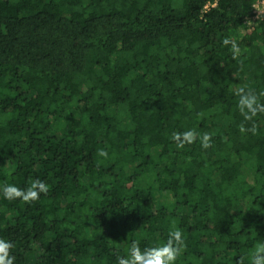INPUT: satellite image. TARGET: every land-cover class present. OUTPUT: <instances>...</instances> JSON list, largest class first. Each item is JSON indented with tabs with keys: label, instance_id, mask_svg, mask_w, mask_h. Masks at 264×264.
<instances>
[{
	"label": "trees",
	"instance_id": "16d2710c",
	"mask_svg": "<svg viewBox=\"0 0 264 264\" xmlns=\"http://www.w3.org/2000/svg\"><path fill=\"white\" fill-rule=\"evenodd\" d=\"M253 2L0 0V188L48 189L0 193L14 264H118L173 228L175 264H251L264 112L245 119L239 101L264 104Z\"/></svg>",
	"mask_w": 264,
	"mask_h": 264
},
{
	"label": "clouds",
	"instance_id": "9594fccd",
	"mask_svg": "<svg viewBox=\"0 0 264 264\" xmlns=\"http://www.w3.org/2000/svg\"><path fill=\"white\" fill-rule=\"evenodd\" d=\"M223 43L228 45L230 41L224 39ZM232 47L235 49L236 45L233 44ZM239 105L245 119H250L251 116H254L257 112H264V104L258 103L256 96L251 92L241 96ZM241 131H244V129L241 128ZM183 137L190 142L194 138V133L191 130L187 131L183 134ZM173 138L179 139V136L174 134ZM208 146V134H204L202 138V147L207 148ZM99 155L107 156V152L101 149ZM47 190L43 181L34 180L31 188L27 190L21 189L14 184H8L0 188V193L8 200L20 198L29 202L31 200H36L40 193L46 192ZM182 243L183 237L178 228H173V230L169 232L165 242L143 250H141L139 242L132 241L128 245L126 254L119 258L118 264H175L180 254ZM11 247L12 242L10 240L0 239V264H14L15 257L9 254ZM249 255L251 256V264H264V243L257 244Z\"/></svg>",
	"mask_w": 264,
	"mask_h": 264
},
{
	"label": "built area",
	"instance_id": "2783aa9c",
	"mask_svg": "<svg viewBox=\"0 0 264 264\" xmlns=\"http://www.w3.org/2000/svg\"><path fill=\"white\" fill-rule=\"evenodd\" d=\"M214 2L211 4H206L204 9H207L209 6H213ZM253 18L260 19L264 17V0H254L252 4Z\"/></svg>",
	"mask_w": 264,
	"mask_h": 264
}]
</instances>
